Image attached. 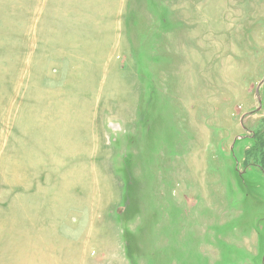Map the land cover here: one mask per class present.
<instances>
[{
    "label": "rangeland",
    "instance_id": "obj_1",
    "mask_svg": "<svg viewBox=\"0 0 264 264\" xmlns=\"http://www.w3.org/2000/svg\"><path fill=\"white\" fill-rule=\"evenodd\" d=\"M0 264H264V0H0Z\"/></svg>",
    "mask_w": 264,
    "mask_h": 264
}]
</instances>
